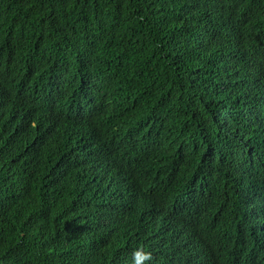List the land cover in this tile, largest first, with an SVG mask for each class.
<instances>
[{
	"label": "trees",
	"instance_id": "16d2710c",
	"mask_svg": "<svg viewBox=\"0 0 264 264\" xmlns=\"http://www.w3.org/2000/svg\"><path fill=\"white\" fill-rule=\"evenodd\" d=\"M0 264H264V0H0Z\"/></svg>",
	"mask_w": 264,
	"mask_h": 264
}]
</instances>
